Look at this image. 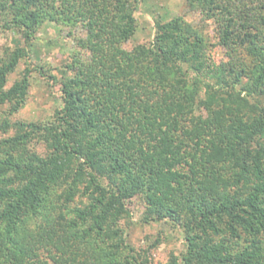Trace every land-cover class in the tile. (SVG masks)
I'll return each instance as SVG.
<instances>
[{
  "label": "trees",
  "instance_id": "1",
  "mask_svg": "<svg viewBox=\"0 0 264 264\" xmlns=\"http://www.w3.org/2000/svg\"><path fill=\"white\" fill-rule=\"evenodd\" d=\"M184 3L214 19L227 60L180 16L124 48L136 0H0L1 27L24 43L0 53V132L13 129L0 139V264H150L125 236L135 196L142 222L182 231L163 264H264V0ZM46 22L82 30L61 104L12 122L31 70L5 88L7 76Z\"/></svg>",
  "mask_w": 264,
  "mask_h": 264
},
{
  "label": "rangeland",
  "instance_id": "2",
  "mask_svg": "<svg viewBox=\"0 0 264 264\" xmlns=\"http://www.w3.org/2000/svg\"><path fill=\"white\" fill-rule=\"evenodd\" d=\"M134 16L137 23L135 34L124 43V48L131 49L136 44H148L153 39L154 22L156 19L168 21L176 16L184 18L198 27L205 38L208 39V57L212 61L227 60L226 50L214 45L213 36L216 22L214 19H205L199 11L189 10L184 0H136ZM0 21V53L10 51L16 46H23L19 33L4 30ZM73 36L68 35V28L58 26L52 22L44 23L36 32L31 45L27 47V56L21 58L13 72L8 74L5 88L12 85L19 78L23 69L29 68L30 86L24 105L9 116L12 122L16 120L26 122L46 121L51 118L53 111L61 104L60 77L64 66L71 60L76 50L74 36L82 34L80 27L72 30ZM239 56L246 59L244 51ZM53 76V77H50ZM8 105H0V116L6 115ZM13 133V129L0 132V139ZM31 148L39 154H44L41 143H31ZM74 204H82L85 197L76 196ZM129 223L126 227V240L135 251L147 250V259L150 264H163L172 254H180L184 250V240L180 227L161 221H141L144 210V201L135 196L127 204ZM123 221V222H125ZM126 225V223H124ZM160 239L155 247L151 244L155 239Z\"/></svg>",
  "mask_w": 264,
  "mask_h": 264
}]
</instances>
